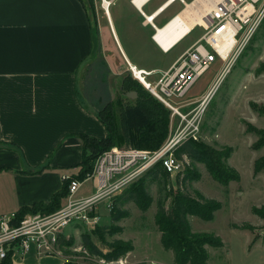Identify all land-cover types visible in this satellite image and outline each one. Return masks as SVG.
<instances>
[{"label":"crops","instance_id":"crops-1","mask_svg":"<svg viewBox=\"0 0 264 264\" xmlns=\"http://www.w3.org/2000/svg\"><path fill=\"white\" fill-rule=\"evenodd\" d=\"M110 1L104 22L120 58L138 66L136 52L145 51L147 64L150 56L156 57L150 70L168 69L172 64L157 66L160 56L171 53L187 37L168 53L157 50L152 44L156 33L149 35L151 23L144 7L134 6L132 0ZM169 1L160 4L154 23L181 0L164 8ZM128 3L141 18L128 9ZM102 40L96 29L99 51ZM93 52L92 23L82 0H0V216L49 204L62 190L64 176L80 171L83 136L108 135L98 114L116 97L115 90L105 88L107 75L114 70L109 60H94ZM87 73L96 74V84ZM45 165L48 168L40 173H24ZM93 179L88 176L85 181ZM64 263V258L34 253L11 262Z\"/></svg>","mask_w":264,"mask_h":264},{"label":"rangeland","instance_id":"rangeland-1","mask_svg":"<svg viewBox=\"0 0 264 264\" xmlns=\"http://www.w3.org/2000/svg\"><path fill=\"white\" fill-rule=\"evenodd\" d=\"M163 1L152 0L144 7L145 13L150 16ZM184 1L191 3L194 0ZM83 2L92 23L93 59L109 60L113 66L112 69L115 71L109 72L110 77L109 74L107 75V82L109 83L105 84V88L116 91L114 100L122 98L124 103H133L134 99L128 97V93L122 89V82L130 78L131 74L126 60L120 58L119 53L114 50L115 48L108 39L109 28H106L104 22L106 11L103 7V0H94L93 6L87 0H83ZM120 2L118 1L117 4ZM128 4V9L135 11L136 17L141 18L135 8L130 3ZM199 6L197 5L196 8L198 9ZM183 9H185V5L181 1L175 3L155 21V24L159 28L162 27ZM200 12L202 14L207 13L206 7L200 8ZM96 29L101 40L104 37L100 42V51L96 45ZM147 30L149 35L154 34L152 26ZM204 33L203 28H195L171 53L162 54L157 66L168 68L184 50L201 38ZM153 42L154 48L159 50L160 48ZM146 54L145 51L136 52V62L139 64V68L145 67L144 69L150 70L156 57L150 56L149 64H147L145 62ZM156 55L159 56L158 53ZM224 66L217 59L211 69L195 83L183 100L205 95L216 82ZM86 76L89 79L92 78V82L96 84V74L87 73ZM159 77L160 75L157 74L148 80L154 82ZM131 80L133 79L131 78ZM263 102L264 19L251 39L244 45L230 73L212 98L204 117L202 137L199 142L220 152L232 149L233 153L227 161V165L238 174L239 182L233 181L229 186H223L212 179L202 164H195L192 167L187 165L184 174L180 176L183 178L188 169L195 167L202 176L199 182L179 184V177H172V175L162 172L158 181H151L150 178L147 180V189L153 198V203L147 212H142L133 202L124 206H120L119 202V197L145 174L137 176L121 190L111 194L109 198L98 204L96 215L99 216V224L96 227L76 224L68 228L66 236L69 237V240L66 249H64L65 263L111 264V262H106L100 257L91 255L83 247V235H87L95 245L105 252L111 250L115 240L129 242L133 246V251L114 264H175L174 252L168 251L162 246L161 233L156 224V215L159 201H163L165 206L169 208L175 195L185 192L193 197H196L197 194L203 195L208 199L217 200L222 205L211 222H205L197 217H189L193 232L218 237L224 244L221 248H207L210 258L209 264H264V220L253 213L255 208L264 206V170L258 175H255L254 171L256 160L264 156V148L257 147L259 135L253 130L248 131L249 124L264 130V115L252 107L253 103L257 104L258 107H264ZM119 148L124 150L135 149L126 146ZM95 187L96 179L85 181L78 192V196L93 194ZM115 205L124 211H128L129 217L117 223V229L121 230L112 234L109 227L113 225L111 210L114 209ZM98 229H103V231L98 234ZM53 258L59 259L60 257ZM19 259L21 260L20 257Z\"/></svg>","mask_w":264,"mask_h":264},{"label":"built area","instance_id":"built-area-1","mask_svg":"<svg viewBox=\"0 0 264 264\" xmlns=\"http://www.w3.org/2000/svg\"><path fill=\"white\" fill-rule=\"evenodd\" d=\"M181 3L186 2L181 0ZM203 19L206 26L196 28H203L204 35L168 69L146 70L127 62L132 78L171 112L170 132L164 144L155 151L114 147L101 154L89 175V179H96V190L87 197H78L83 182L65 175V180H71L69 194L54 213L28 214L21 220L17 212L0 216V263L7 259L15 262L31 253L37 257L65 258L64 249L69 240L66 230L76 224L96 227L98 204L133 178L146 174L158 164L172 177L184 174L188 160L179 159L176 152L189 141H201L204 117L212 98L264 19V0H224ZM150 25L155 33L157 25ZM228 40L231 44H227ZM158 47L162 50L160 45ZM217 59L225 66L209 91L199 98L183 100ZM157 74L160 75L157 81L148 80Z\"/></svg>","mask_w":264,"mask_h":264},{"label":"trees","instance_id":"trees-1","mask_svg":"<svg viewBox=\"0 0 264 264\" xmlns=\"http://www.w3.org/2000/svg\"><path fill=\"white\" fill-rule=\"evenodd\" d=\"M83 1V0H82ZM92 6L94 0H87ZM143 69V68H142ZM130 78L122 82V89L125 93L136 92L137 98L133 103H124L122 98L109 102L98 114L101 122L106 126L108 135L105 138L97 139L83 136L84 160L80 165L77 175L71 179L84 182L92 174L96 159L104 152L114 147H133L140 150H158L166 141L170 132L171 112L158 99L152 96L136 80ZM255 111L264 115V107H258L253 103ZM255 131L259 135L257 147L264 148V130L252 127L249 124L248 131ZM233 151H216L209 146L199 142L189 141L182 145L176 152L181 160H188L185 165L193 166L202 164L211 175L212 179L223 186H229L231 182H239L238 174L232 170L227 161L231 158ZM191 163V164H190ZM48 168L46 165L35 171L24 170V173L37 174ZM264 170V156L255 162V175ZM163 170L160 164L148 171L143 178L134 183L125 193L119 197L120 206L127 203H135L142 212H147L153 203V198L147 189V180L158 181ZM202 176L194 167L179 177V184L199 182ZM181 179V180H180ZM71 180H65L62 190L56 193L49 204H36L33 207H26L17 212L19 220L28 214H51L63 206V201L69 194ZM222 208V205L214 199H208L203 195L193 197L192 195L180 192L175 195L172 205L167 208L163 201L158 202L156 224L161 233L162 246L175 254V264H209L208 247L221 248L224 246L222 240L215 236L202 233H195L192 230L189 217H197L205 222H211L215 213ZM112 224L109 231L115 234L120 221L129 217V212L121 207L114 206L111 210ZM253 213L264 220V206L255 208ZM103 229H98L101 233ZM68 243V241H67ZM70 244H72L70 242ZM83 247L96 257L106 262H117L123 256L133 251L129 242L115 240L111 250L105 252L95 245L87 235H83ZM0 264H11L7 259ZM67 264V263H65Z\"/></svg>","mask_w":264,"mask_h":264},{"label":"bare ground","instance_id":"bare-ground-1","mask_svg":"<svg viewBox=\"0 0 264 264\" xmlns=\"http://www.w3.org/2000/svg\"><path fill=\"white\" fill-rule=\"evenodd\" d=\"M149 0H134V5L138 8L147 3ZM177 0H170L167 5L168 7L172 5ZM224 0H195L191 3H187L185 9L176 15L171 21H169L164 27L157 28L155 32L154 39L160 45L161 48H164V52L168 53L176 44H178L182 39L187 37L198 25L206 26L205 20L203 19L206 13H201L200 8L206 7V12H210L216 8L218 4L223 3ZM111 5V1L104 0L103 7L107 11ZM200 5L197 9L196 6ZM163 8V9H164ZM161 13V12H160ZM159 11L153 15L147 16L148 21L151 24H155L153 20L160 14ZM227 44H231V41L228 40ZM142 76H139L141 78ZM143 80V77L141 78Z\"/></svg>","mask_w":264,"mask_h":264},{"label":"water","instance_id":"water-1","mask_svg":"<svg viewBox=\"0 0 264 264\" xmlns=\"http://www.w3.org/2000/svg\"><path fill=\"white\" fill-rule=\"evenodd\" d=\"M153 39H154V36H153ZM127 96L130 97V98L136 99L137 98V93L136 92H130V93L127 94Z\"/></svg>","mask_w":264,"mask_h":264}]
</instances>
